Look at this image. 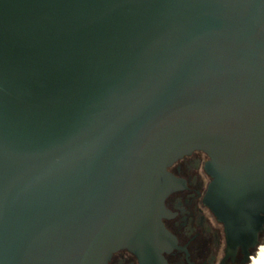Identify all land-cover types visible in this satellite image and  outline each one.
Segmentation results:
<instances>
[{
	"label": "water",
	"instance_id": "water-1",
	"mask_svg": "<svg viewBox=\"0 0 264 264\" xmlns=\"http://www.w3.org/2000/svg\"><path fill=\"white\" fill-rule=\"evenodd\" d=\"M202 149L229 249L264 230V0H0V264H167L168 167Z\"/></svg>",
	"mask_w": 264,
	"mask_h": 264
},
{
	"label": "flooded vegetation",
	"instance_id": "flooded-vegetation-1",
	"mask_svg": "<svg viewBox=\"0 0 264 264\" xmlns=\"http://www.w3.org/2000/svg\"><path fill=\"white\" fill-rule=\"evenodd\" d=\"M209 155L195 149L173 162L169 171L178 183L165 199L167 213L162 220L176 242L162 252L167 264H249L258 245L264 243V230L259 243L229 249L225 225L206 202L211 182L206 163ZM109 264H140L136 253L128 248L115 251Z\"/></svg>",
	"mask_w": 264,
	"mask_h": 264
},
{
	"label": "rangeland",
	"instance_id": "rangeland-1",
	"mask_svg": "<svg viewBox=\"0 0 264 264\" xmlns=\"http://www.w3.org/2000/svg\"><path fill=\"white\" fill-rule=\"evenodd\" d=\"M254 259L249 264H264V243L258 245Z\"/></svg>",
	"mask_w": 264,
	"mask_h": 264
}]
</instances>
